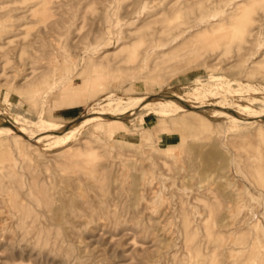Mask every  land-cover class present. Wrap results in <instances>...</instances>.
Masks as SVG:
<instances>
[{"label": "rangeland", "instance_id": "rangeland-1", "mask_svg": "<svg viewBox=\"0 0 264 264\" xmlns=\"http://www.w3.org/2000/svg\"><path fill=\"white\" fill-rule=\"evenodd\" d=\"M0 264H264V0H0Z\"/></svg>", "mask_w": 264, "mask_h": 264}]
</instances>
